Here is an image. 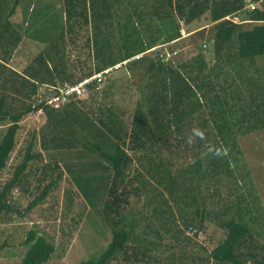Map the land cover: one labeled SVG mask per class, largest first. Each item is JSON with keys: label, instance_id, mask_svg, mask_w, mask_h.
Wrapping results in <instances>:
<instances>
[{"label": "trees", "instance_id": "16d2710c", "mask_svg": "<svg viewBox=\"0 0 264 264\" xmlns=\"http://www.w3.org/2000/svg\"><path fill=\"white\" fill-rule=\"evenodd\" d=\"M19 1L0 0V174L9 170L0 182V223L45 201L64 168L88 203L101 198L111 232L103 253L81 264H264V210L239 142L264 128V87L251 66L264 53V0H62L60 29L16 70L22 33L10 18ZM204 17L214 29L204 49L174 62L181 29L190 33ZM107 68L82 96L45 103L53 90L45 96L43 88ZM37 110L42 124L17 149L22 120ZM193 128L205 139L190 145ZM221 145L228 157L205 155ZM14 152L20 159L9 167ZM45 153L56 159L42 162ZM59 154L69 156L62 167ZM14 189L38 193L19 210ZM205 222L224 231L211 249L199 239ZM20 244L17 264H44L57 248L35 226Z\"/></svg>", "mask_w": 264, "mask_h": 264}, {"label": "rangeland", "instance_id": "374dc122", "mask_svg": "<svg viewBox=\"0 0 264 264\" xmlns=\"http://www.w3.org/2000/svg\"><path fill=\"white\" fill-rule=\"evenodd\" d=\"M62 0H20L15 13L10 18L12 24L22 33V41L14 52L11 66L16 70L23 69L31 59L42 50L49 40L58 32L63 24ZM250 8V6H248ZM203 25L201 31L178 41L179 51L173 57L174 62H181L204 48L201 43L210 39L214 29L213 24L206 17L197 21L190 28ZM249 28L250 23L243 24ZM186 36L187 30L183 28ZM200 42V43H199ZM208 45V44H207ZM209 47V46H208ZM173 44L167 45L168 53L173 52ZM176 52V51H175ZM207 58L211 47L207 50ZM250 60V59H245ZM251 63L257 71V78L264 87V53L253 58ZM250 66V67H251ZM124 73L121 70L115 72L116 78ZM130 75L131 73L128 72ZM132 76L133 81L138 80V74ZM137 77V78H136ZM43 88V87H42ZM47 94L52 90L43 88ZM44 120L42 113H31L25 117L19 133L17 149L24 145L33 129L37 130ZM240 147L245 161L251 171L253 183L259 200L264 210V128L240 137ZM16 152L12 155L9 167L17 164L20 158H16ZM69 156L59 154L57 163L62 165ZM56 158L50 154H44L42 162H52ZM0 174V182L7 178L9 170ZM63 175L59 181L57 190L51 192L46 200L26 212L23 217H14L10 223H0V264H17L22 258L26 248L17 244L24 238V234L30 227L35 226L39 231L47 233L53 238L57 248L50 259L44 264H81V262L100 256L111 240V232L104 222L101 212V198L95 199L96 203H88L84 196L78 192L77 183L67 169H62ZM55 176V172L52 173ZM46 181H48L46 179ZM33 183L32 180V185ZM30 193L22 194L20 190L12 192L15 206L23 210L37 195L38 191L30 190ZM90 204V205H89ZM69 211H64L65 208ZM64 211L65 215L62 214ZM79 213L77 216L76 214ZM13 216H15L13 214ZM75 219L78 222H75ZM77 228L75 229L74 226ZM205 231L199 233V239L209 248H213L224 236V231L213 223L205 222ZM191 230V229H189ZM194 230V229H192ZM62 232L64 233L62 235ZM6 240V245L1 244ZM12 246H11V245Z\"/></svg>", "mask_w": 264, "mask_h": 264}, {"label": "built area", "instance_id": "2783aa9c", "mask_svg": "<svg viewBox=\"0 0 264 264\" xmlns=\"http://www.w3.org/2000/svg\"><path fill=\"white\" fill-rule=\"evenodd\" d=\"M251 8H253V5H250ZM181 34L184 35V30L181 29ZM138 57V56H137ZM111 68L104 69L100 72L94 73L92 76L83 79L77 84L74 85H64L62 87H58L57 89L53 90V93L50 98H48L45 103L49 105H56L58 103H65L68 99V97L77 95L82 96L85 93V85L90 83L92 80L101 81L104 79L107 75V73L110 71ZM41 95V94H40ZM39 94L35 97L37 98V102L41 101V96ZM41 111L37 110L35 111L36 114H39Z\"/></svg>", "mask_w": 264, "mask_h": 264}, {"label": "clouds", "instance_id": "9594fccd", "mask_svg": "<svg viewBox=\"0 0 264 264\" xmlns=\"http://www.w3.org/2000/svg\"><path fill=\"white\" fill-rule=\"evenodd\" d=\"M194 137L200 140L205 139V133L202 129L193 128L192 134L188 137L187 143L190 145L194 143ZM211 154L215 158H226L230 154V149L223 145L219 147L208 146V151L205 155Z\"/></svg>", "mask_w": 264, "mask_h": 264}, {"label": "crops", "instance_id": "0c3cea01", "mask_svg": "<svg viewBox=\"0 0 264 264\" xmlns=\"http://www.w3.org/2000/svg\"><path fill=\"white\" fill-rule=\"evenodd\" d=\"M245 1H246V0H245ZM248 1H251V0H248ZM253 4H254V3H253ZM260 5H261V4H254V6H256V7H258V6L260 7ZM239 16L241 17V19H242L241 22H242L243 24H245V23H250V20H247L246 17H244L243 12L239 13ZM212 24H213V23H212ZM203 27H204L203 25H202V26L199 25V28H195V29L191 28L192 31H191L190 33H187V32H186L187 35H186V36H183L182 39L185 38V37L190 36V34H192V33H195V32H197V31H201V30L203 29Z\"/></svg>", "mask_w": 264, "mask_h": 264}]
</instances>
